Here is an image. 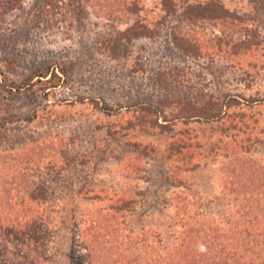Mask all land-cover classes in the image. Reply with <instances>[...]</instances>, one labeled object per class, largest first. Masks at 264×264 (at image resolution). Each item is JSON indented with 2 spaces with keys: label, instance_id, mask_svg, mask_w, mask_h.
<instances>
[{
  "label": "rangeland",
  "instance_id": "rangeland-1",
  "mask_svg": "<svg viewBox=\"0 0 264 264\" xmlns=\"http://www.w3.org/2000/svg\"><path fill=\"white\" fill-rule=\"evenodd\" d=\"M204 246L264 249V0H0V264Z\"/></svg>",
  "mask_w": 264,
  "mask_h": 264
},
{
  "label": "trees",
  "instance_id": "trees-1",
  "mask_svg": "<svg viewBox=\"0 0 264 264\" xmlns=\"http://www.w3.org/2000/svg\"><path fill=\"white\" fill-rule=\"evenodd\" d=\"M5 231V235L8 236L10 235V230L9 229H6L4 228ZM23 231H19V233H22ZM30 239H33L35 240V237H36V233L35 232H30ZM187 245H184L183 249L185 252L188 251V247H186ZM249 248L251 247H247L246 249H244L243 251H240V253H236L232 258H230L227 254H221V255H217L218 253L215 252L213 253L212 250H208L207 247L204 246V250H206L207 254H211V256H207V258H205L206 261H203V258L206 256V255H201L199 254V256H196L197 259H194V260H191L192 256L189 257V259L191 261H197L198 263H188L185 261V259H183L181 256H179V260H180V263L177 262L175 264H252L251 261L248 263V261L246 260L247 258V255H250L248 252H252V248L250 249L251 251H249ZM261 250L263 252H261ZM260 252H261V257H257L259 259H257V261L254 263V264H264V249H261ZM193 253H201L200 250H193ZM220 253V252H219ZM203 257V258H201ZM201 258V259H199ZM261 258V259H260ZM263 258V259H262ZM182 260V261H181ZM160 264H163V263H160ZM164 264H167V263H164ZM168 264H170V262L168 261Z\"/></svg>",
  "mask_w": 264,
  "mask_h": 264
}]
</instances>
